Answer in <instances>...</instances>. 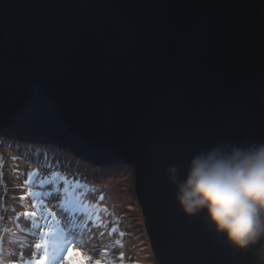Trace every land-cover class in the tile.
Instances as JSON below:
<instances>
[{
    "label": "water",
    "instance_id": "water-1",
    "mask_svg": "<svg viewBox=\"0 0 264 264\" xmlns=\"http://www.w3.org/2000/svg\"><path fill=\"white\" fill-rule=\"evenodd\" d=\"M0 133L135 164L160 264H253L169 170L264 143V0H0Z\"/></svg>",
    "mask_w": 264,
    "mask_h": 264
},
{
    "label": "rangeland",
    "instance_id": "rangeland-1",
    "mask_svg": "<svg viewBox=\"0 0 264 264\" xmlns=\"http://www.w3.org/2000/svg\"><path fill=\"white\" fill-rule=\"evenodd\" d=\"M0 147L7 148L8 151L12 152L15 158L18 159V163H22L24 165V168L28 170L27 173H23L20 181L17 182L20 186L25 187L29 191L20 193V196H25L26 200L29 202V209L30 205H34L36 207L34 216L30 215L28 217H37V210L40 208L42 209L46 204L49 205V207H53V210H59V207H57V200L59 198H62V196L64 195L63 192H65V190L67 191L69 188H73L75 183L77 182L79 187H84V189L87 191V196L83 197V199L84 205L89 207V210L90 208H93V202L104 203L108 197H112L113 199L114 197H118L119 204L122 206V221L120 224L126 227L125 233L131 239V242H129L130 244L126 243V247L130 252L127 255L125 254L126 256L123 257L125 264H160L155 253L151 236L148 232L144 211L139 199L140 194L137 185L138 178L135 164L129 165V167H127V165L125 164H118L106 168H99L98 165L78 156L74 151L71 150V147L59 148L58 146L53 144L49 145V143L45 144L39 142H30L27 140H16L4 137V135H2L1 133ZM24 152L28 153L24 154ZM14 156L11 161L9 159L6 161L5 154L2 159L3 165L1 168L3 169V166L7 165L8 163H13L15 161ZM132 160L134 159L132 158ZM77 161L80 162L81 165H77ZM117 166H121L122 170H114V168H116ZM6 167L7 166H5V169ZM50 171H53L56 174L62 173L65 178L67 176H70L72 178V182L67 184V180L62 181L60 178H53V174H51ZM47 181L48 184L49 182L52 184L48 185ZM18 184L12 185L10 183L8 188L11 190V194L17 201L18 207L22 208L25 207L24 204L20 203L22 199H19L18 201L17 195H14L13 193V190H15V187L18 186ZM113 187L116 188V195H111L108 193L109 188ZM42 190L45 192H42ZM39 192H41V194L36 196L35 194ZM45 196L50 197L49 202H44ZM63 211L67 213V211ZM101 211L102 207H97L96 209H94V212H100L99 214L106 215V212L101 213ZM14 218L18 220L19 216L15 214ZM59 220L61 221L60 218ZM32 222L33 221H31L30 223V229H34ZM98 222V224L96 223L97 227L100 225L101 227L98 228L99 230L97 231L102 232L100 239H98L97 236H93L94 233L87 232L85 235L86 241L83 243L85 247L92 249L93 252L96 253L91 261V264L94 262V260H96L97 256L101 252L100 245L102 239L103 245H106L107 250L111 247L108 245L105 237H109V241L115 240L116 246H121L122 242H124L125 240L123 234L119 233L120 224H105L103 218H100ZM62 223L65 227V230L68 232L66 238H64L65 244L66 242L71 240V237L74 236L71 234V231L68 228L69 226L65 225L63 219ZM3 224L5 225L3 226ZM20 224L21 223L19 221H17L16 223L10 221V223H8L4 220H0V235H3L5 238L3 244L4 248L7 249V244L16 234L13 227L15 226L17 229ZM26 224L27 229H24V232L27 235H24L23 244L29 252L17 251L15 258H19L22 255L28 257L31 251H33V255L35 254L34 251H36V249L33 250V247H31L33 231L28 232V230H30L28 228V221ZM24 227L25 226H22V228ZM47 235V238L50 236H59L56 229H54V233L50 232ZM118 251L120 250L117 249L115 253H117ZM5 257L6 256L0 258V260L5 259ZM25 261L27 264L28 258H25ZM120 263V261H115V264Z\"/></svg>",
    "mask_w": 264,
    "mask_h": 264
},
{
    "label": "clouds",
    "instance_id": "clouds-1",
    "mask_svg": "<svg viewBox=\"0 0 264 264\" xmlns=\"http://www.w3.org/2000/svg\"><path fill=\"white\" fill-rule=\"evenodd\" d=\"M176 171L172 168L169 174L182 211L189 216L203 213L216 234L238 251L250 252L253 264H264V143L216 146L195 154L182 180L176 178ZM75 217H64V221H79ZM90 226L86 225L85 233L100 239L102 232L97 230L101 225ZM95 255L82 243H70L65 264H91Z\"/></svg>",
    "mask_w": 264,
    "mask_h": 264
},
{
    "label": "bare ground",
    "instance_id": "bare-ground-1",
    "mask_svg": "<svg viewBox=\"0 0 264 264\" xmlns=\"http://www.w3.org/2000/svg\"><path fill=\"white\" fill-rule=\"evenodd\" d=\"M6 137V136H4ZM47 144V143H45ZM50 145V144H49ZM68 147V146H66ZM6 152V153H5ZM28 152H24V154H27ZM6 154V161L9 159H13V153L8 151L7 148L0 147V220H4L8 223L13 222L16 223L19 221L21 224L20 226L16 229L14 226L12 231H14L16 234L13 236V238L9 241L7 244V249L3 251L2 256L0 258H3L4 256L5 259L0 260V264H26L25 258H28L27 264H36L38 260L41 258L44 259V264H65V259L61 257L62 251L61 247L64 245V238H66V234H63L61 232H58L59 236L58 237H46L45 235V223L43 222V217L47 215L46 211L37 210V219L36 220H30L28 216L33 215L34 216V211L36 207L33 205H30L29 209V202L26 200V197L23 196L21 197L20 193L21 192H29L25 187L20 186L17 182L20 181V178L23 176V173H27V169L24 168V165L22 163H18V159L15 158L14 156V162L13 163H8L7 165L2 167V159L3 156ZM82 157V156H81ZM83 158V157H82ZM85 159V158H83ZM78 160V159H77ZM79 161V160H78ZM77 161V165H81L80 162ZM91 163H95L93 161H90ZM106 165H102L101 163H95L96 165H99L100 168H106L107 166L111 164H122L121 162H115V161H105ZM5 166L6 169H5ZM127 167H129L127 165ZM119 171L121 169V166H117L114 168V170ZM122 170V169H121ZM51 174H53V178H60L62 181L67 180V184L72 182V178L70 176H67L66 178L63 176L62 173L56 174L53 171H50ZM15 185L18 184V186L15 187V190H13L14 195H17L18 201L19 199H22L20 203L24 204L25 207L19 208L17 201L14 199L13 195L11 194V190L8 188L9 184ZM48 184V181H47ZM52 183L49 182L48 185H51ZM82 185V184H81ZM83 186V185H82ZM42 192H45L42 190ZM64 195L62 198H59L57 200V207H59V211H67L68 213L74 214L77 213L79 214V221H76L74 227L78 229L80 227V223L83 224V226H86L87 224H91L90 227L96 228V225L99 223L98 220L100 218L104 219L105 224H112V223H117L120 224L122 221V209L121 205L119 204L118 197L114 199L112 197H108L107 200L104 203L100 202H93L92 207L89 210V207L84 205V199L83 197L87 196V191L84 189V187H79L78 183L76 182L73 188H69L67 191L63 192ZM109 194L116 195V188H109L108 191ZM41 194V192L35 194L38 196ZM48 196H45V200H47ZM71 203V204H69ZM68 204V205H67ZM54 207V208H57ZM69 207V209H68ZM97 207H102L101 213H105L106 215H101L99 214L100 212H94V209ZM87 213V215H86ZM15 214L19 216L18 220L15 219ZM39 218V219H38ZM23 219V222H22ZM29 219V220H28ZM27 221H28V228L30 229V223L31 221L33 224L34 229H30V231L33 230V238H32V247L34 251L30 252V255L28 257L22 255L19 258H15L17 251H25L29 252L28 249L25 247L23 244V239H24V229H27ZM101 221V220H100ZM97 223V224H96ZM5 224H3L4 226ZM22 226H25L22 228ZM126 227L122 226L120 224V230L119 233L123 234L125 240L122 242L121 246H116L115 243L116 241H109V237H105L108 245L111 247L110 249L107 250L106 245H101L100 246V254L97 256L96 260L92 264H115V261H120V264H125V261L123 260V257L126 256L130 251L126 247V243L130 244L131 239L126 235L125 233ZM50 232L54 233L52 229ZM101 234V231H99ZM72 234V232H71ZM73 237H71V240ZM9 245V246H8ZM119 249L117 253L115 251ZM126 254V255H125ZM158 259V258H157ZM159 261V260H158Z\"/></svg>",
    "mask_w": 264,
    "mask_h": 264
},
{
    "label": "snow or ice",
    "instance_id": "snow-or-ice-1",
    "mask_svg": "<svg viewBox=\"0 0 264 264\" xmlns=\"http://www.w3.org/2000/svg\"><path fill=\"white\" fill-rule=\"evenodd\" d=\"M4 241H5V238H4V236L3 235H0V256H2V254H3V244H4ZM68 250V249H67ZM67 250H65V249H63V252H62V254L63 255H67ZM46 258V257H45ZM45 258H41L40 260H38L37 262H36V264H44V259ZM22 264H24V262H22Z\"/></svg>",
    "mask_w": 264,
    "mask_h": 264
},
{
    "label": "trees",
    "instance_id": "trees-1",
    "mask_svg": "<svg viewBox=\"0 0 264 264\" xmlns=\"http://www.w3.org/2000/svg\"><path fill=\"white\" fill-rule=\"evenodd\" d=\"M1 130H2V129H1ZM48 141H53V140H52V139H48L47 142H48ZM139 199H140V202H141V204H142V203H143V200H142V196H141V195H139Z\"/></svg>",
    "mask_w": 264,
    "mask_h": 264
}]
</instances>
